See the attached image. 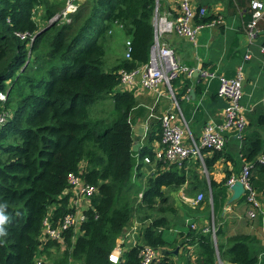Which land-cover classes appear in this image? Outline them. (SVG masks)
Segmentation results:
<instances>
[{
  "label": "trees",
  "instance_id": "16d2710c",
  "mask_svg": "<svg viewBox=\"0 0 264 264\" xmlns=\"http://www.w3.org/2000/svg\"><path fill=\"white\" fill-rule=\"evenodd\" d=\"M156 2L87 0L70 23L60 24L50 21L64 9L65 0H0V93L7 96L0 102V114L8 113L0 128V213L8 218L5 235L0 236V264H35L51 207H57L55 221L69 212L68 198L61 196L72 173H81L87 183L98 187V193L85 213L82 234L67 232V248L59 251L62 259L54 261L51 256L55 255L52 246L60 249V244L49 241L43 245L50 264H142L143 247L175 251L189 246L195 248V260L179 254L183 259L175 261L172 254H164L161 264H258L250 252V237H233L222 244L226 239L222 227L216 228V242L212 232L192 227L180 234L179 242L169 243L164 237V231L175 225L173 219L179 217L180 208L193 218L201 208L213 205L216 211L219 203L227 201L231 173L220 183L211 176L224 151H212V157L204 158L209 181L199 175L202 163L192 164L193 179L204 195L196 209L176 200L178 191L188 186L185 162L155 161L153 149L146 147L138 153L140 164H135L130 115L137 101L132 92L117 87L121 71L137 70L150 61ZM210 20L205 17L198 23ZM117 30L126 38L123 52L130 42L131 58L123 54L107 63ZM18 34L30 37L22 40ZM183 78L173 82L178 98L194 82L202 94L205 86L199 78ZM216 97L220 99L218 90ZM161 138V122L152 124L149 143L161 142ZM243 138L241 158L252 169L264 171L258 162L264 153L261 134ZM145 159L155 166V172L143 190L134 177L147 165ZM250 185L255 189L252 178ZM135 214L142 222L157 214L160 217L146 228L142 246L125 253L123 260L113 261Z\"/></svg>",
  "mask_w": 264,
  "mask_h": 264
},
{
  "label": "crops",
  "instance_id": "0c3cea01",
  "mask_svg": "<svg viewBox=\"0 0 264 264\" xmlns=\"http://www.w3.org/2000/svg\"><path fill=\"white\" fill-rule=\"evenodd\" d=\"M251 1L253 0H191L194 7L207 8L206 18H212V21L219 19L222 24L215 28L207 27L202 29L195 42H190L177 35H166L163 38V42L175 50L180 63L197 72L195 80L199 78L198 72L202 69L216 72L218 75L229 79L236 77L241 69L244 93L241 105L246 112L248 127L241 138L235 133L223 132L227 145L223 150L224 155L216 163L215 170L211 175L217 183L222 182L228 172L231 173V176H240L245 165L249 164L241 158L243 137L245 138L254 132H259L264 142V55L260 52V48L264 44V18L259 23L257 37L250 44L245 32V26L250 20ZM261 1L264 2V0ZM179 2L180 0H161L162 12H172L177 15ZM117 35L122 34L117 30L115 38H117ZM249 52L252 58L246 60L245 57ZM183 80L186 79L183 78ZM183 80L181 83H183ZM196 83L194 82L189 92L181 98H178L177 88L173 87L176 94V103L163 86L152 91L144 90L137 86L133 91H130L134 94L137 101V105L130 115V122L134 132L133 146L136 145L134 153H136L137 165L140 164L138 155L140 150L146 147H151L154 153L160 150L161 142L155 141L150 144L148 134L151 125L160 122V118L165 114L180 113L181 120L179 125L186 129L187 143L193 140L198 142L207 125L218 127L221 124L224 111L229 105L226 100L216 97L219 87L218 80H213L209 83L202 81V85L205 86L202 94L201 90L196 89ZM192 91L193 94H191ZM260 117L263 118L262 121L259 120ZM237 152L239 163L235 160ZM213 154L210 151L203 154V161L199 159L203 169L201 172L199 171V175L206 178V180L209 179V175L205 169L204 158L212 157ZM196 161L198 159L185 161L188 186L181 188L176 196L177 202L182 201L183 204L192 209H196L200 204L193 205L188 200H195L201 194L200 189H198V182L193 179V172H191L192 164ZM154 172L155 166L149 164L144 166L140 175H136L137 185L145 190L147 179ZM145 173H147V177L144 176ZM250 177L255 185V189H252L256 193L260 204L258 208L254 209L247 202V198H245L247 195L246 190L238 199L231 202L233 193L229 191L230 188L228 187L227 201L224 204L219 203L215 211L212 205V193L210 192V204L212 206L205 209L201 208L200 213L193 216V218L188 217L186 209L180 208L178 222L169 231H164L166 241L169 243L179 242L181 240L180 234L186 232L189 227L194 225L195 228L193 230L206 233L212 232L213 239L216 242V228L222 227L226 231V239L221 240L222 244H225L227 239L233 237H250V252L257 257L258 264H264V171L260 168H251ZM138 181H142L144 186ZM73 198L68 199L69 203ZM139 199L141 198L139 197ZM252 210L254 211V216L250 217L249 212ZM135 217L122 234L120 245L116 249L113 258L116 261L123 260L125 253L143 245V234L149 224L153 222L149 220L150 222L147 225L144 226L142 223L140 225ZM156 250L162 260L165 258L164 254H172L175 261L183 259L178 257L179 254L187 255L188 257L186 258H190L192 261L196 258L195 248L191 246L188 247V250L183 248L175 251L171 250V248ZM220 264L222 263L220 262Z\"/></svg>",
  "mask_w": 264,
  "mask_h": 264
},
{
  "label": "built area",
  "instance_id": "2783aa9c",
  "mask_svg": "<svg viewBox=\"0 0 264 264\" xmlns=\"http://www.w3.org/2000/svg\"><path fill=\"white\" fill-rule=\"evenodd\" d=\"M81 0H65V7L56 15L50 23L61 22L70 23L71 17L78 12ZM207 15V8H196L191 0H180L179 11L177 15L172 12H162L160 0L156 2V8L153 17L154 26V45L151 49L150 61L148 64L134 71H121L120 84L118 91H133L137 86L144 90H155L160 86L165 87L167 93L176 103V94L173 88V82L181 76L186 79L193 80L196 71L180 63L175 50L163 42L166 35H177L190 42H195L198 34L204 28H215L222 24L217 19L207 23H198ZM250 20L245 26V32L249 38V43L255 40L258 34V26L264 18V2L261 0H253L250 3ZM22 40L30 37L28 34H18ZM127 50L125 57L130 59L131 45L126 43ZM260 52L264 55V44L260 48ZM246 60L252 58L249 52ZM198 77L201 81L207 83L218 80V96L220 99L226 100L229 107L224 111L223 120L218 127L207 125L198 142H186V129L179 125L181 120L180 113L165 114L160 118L162 138L161 148L155 153V161H168L170 163L181 164L189 159H200L203 161V151L210 150L222 152L227 145V140L223 136V132H232L239 137L246 131L248 120L246 112L241 105L244 96L242 89L243 75L238 71L236 77L229 79L216 72L209 70H200ZM6 94L0 93V102H5ZM8 118L7 112L0 114V128L6 123ZM258 162L264 165V153L258 158ZM146 164H151L149 159H145ZM250 164L245 165L240 176H232L228 180V187L231 188L235 183L240 182L247 191V202L254 208L259 207V201L256 193L250 185L251 176ZM98 193V187L87 183L81 173H72L68 176V186L61 197H67L69 200V212L63 217L55 221L53 211L57 207H51L49 216L44 220V229L41 236L42 246L35 257V264H50L45 255H43V245L49 241L56 242L63 246L68 231H73L75 235L82 234V226L86 222V211L91 208L93 197ZM72 195V196H71ZM70 197V198H69ZM142 198V195H139ZM204 200V195L199 194L197 199L188 200L193 205H198ZM249 216H254V211L249 212ZM195 226L192 225V229ZM214 231V229H213ZM76 236L73 237V240ZM115 256V253H114ZM113 256V258H114ZM142 264H161L162 259L158 251L151 247H143L140 251ZM115 261V259H113Z\"/></svg>",
  "mask_w": 264,
  "mask_h": 264
},
{
  "label": "rangeland",
  "instance_id": "374dc122",
  "mask_svg": "<svg viewBox=\"0 0 264 264\" xmlns=\"http://www.w3.org/2000/svg\"><path fill=\"white\" fill-rule=\"evenodd\" d=\"M87 0H81L80 1V3H79V7H78V9L80 8V6L83 4V3H85ZM61 13V12H60ZM60 24H62V23H60ZM41 26H44V23H41ZM114 41H115V43L114 44H112V40H111V42H110V55L108 56V58H107V63L109 62V63H112L113 61L112 60H115L116 58H119V57H123V54H124V52H123V47H124V44H125V42H126V38H125V36L124 35H117V38H115L114 37ZM113 41V42H114ZM118 43V45L116 46V44ZM110 68H108V67H106L105 66V70H109ZM147 146H148V143H147ZM135 160H136V157H135ZM235 160H236V162L237 163H239V160H238V152L236 153V155H235ZM135 164L137 165L138 163H137V160L135 161ZM147 173H145L144 174V176L145 177H147V175H146ZM134 182L137 184V180H136V176L134 177ZM142 186H144L143 185V182L142 181H138ZM146 188V187H145ZM143 189V188H142ZM195 194H197V193H195ZM175 202V201H174ZM179 203H181L180 201H178ZM176 204V203H175ZM135 218H137L138 220V224H140L141 225V223L145 226V225H147L148 224V222H150V221H154V219L156 218V217H159V215L157 214V215H155L150 221H146V222H141V219H140V216L138 215V214H135ZM171 218V217H170ZM174 218V217H173ZM173 218H171V219H173ZM176 220V223L178 222V218L177 219H173V221H175ZM213 220V219H212ZM175 223V224H176ZM213 224V223H212ZM76 239V238H75ZM75 239L73 240V241H75ZM66 248H67V244H66V242H65V244L63 245V246H61L60 245V249H59V247H55L54 245L52 246V251L54 252V254L55 255H53V254H51V256H52V259H54V261H57L58 259H62V258H60L59 257V251H60V253H62V252H64L65 250H66Z\"/></svg>",
  "mask_w": 264,
  "mask_h": 264
},
{
  "label": "water",
  "instance_id": "95a60500",
  "mask_svg": "<svg viewBox=\"0 0 264 264\" xmlns=\"http://www.w3.org/2000/svg\"><path fill=\"white\" fill-rule=\"evenodd\" d=\"M193 94V91L191 92ZM133 150H136V145L133 146ZM233 193V197L231 199V202L238 199L242 194L245 192L244 185L240 182L235 183L229 190Z\"/></svg>",
  "mask_w": 264,
  "mask_h": 264
},
{
  "label": "clouds",
  "instance_id": "9594fccd",
  "mask_svg": "<svg viewBox=\"0 0 264 264\" xmlns=\"http://www.w3.org/2000/svg\"><path fill=\"white\" fill-rule=\"evenodd\" d=\"M8 218L5 217L2 213H0V236H4L5 233L3 232V226Z\"/></svg>",
  "mask_w": 264,
  "mask_h": 264
}]
</instances>
